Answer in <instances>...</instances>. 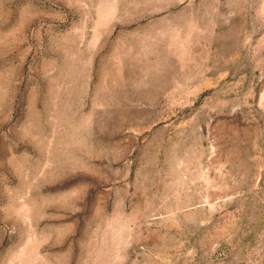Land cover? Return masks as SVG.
<instances>
[{
    "label": "rangeland",
    "instance_id": "rangeland-1",
    "mask_svg": "<svg viewBox=\"0 0 264 264\" xmlns=\"http://www.w3.org/2000/svg\"><path fill=\"white\" fill-rule=\"evenodd\" d=\"M0 264H264V0H0Z\"/></svg>",
    "mask_w": 264,
    "mask_h": 264
}]
</instances>
